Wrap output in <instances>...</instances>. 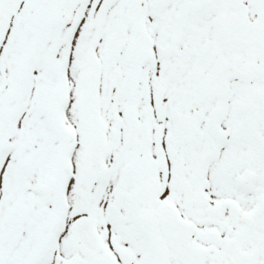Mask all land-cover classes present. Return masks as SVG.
<instances>
[{"label":"snow or ice","instance_id":"1","mask_svg":"<svg viewBox=\"0 0 264 264\" xmlns=\"http://www.w3.org/2000/svg\"><path fill=\"white\" fill-rule=\"evenodd\" d=\"M0 264H264V0H0Z\"/></svg>","mask_w":264,"mask_h":264}]
</instances>
